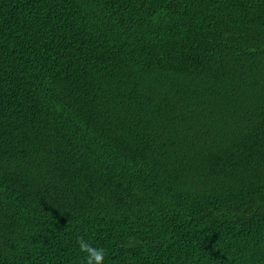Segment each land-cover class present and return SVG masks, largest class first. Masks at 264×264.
<instances>
[{
  "label": "trees",
  "instance_id": "1",
  "mask_svg": "<svg viewBox=\"0 0 264 264\" xmlns=\"http://www.w3.org/2000/svg\"><path fill=\"white\" fill-rule=\"evenodd\" d=\"M264 264V0H0V264Z\"/></svg>",
  "mask_w": 264,
  "mask_h": 264
},
{
  "label": "clouds",
  "instance_id": "2",
  "mask_svg": "<svg viewBox=\"0 0 264 264\" xmlns=\"http://www.w3.org/2000/svg\"><path fill=\"white\" fill-rule=\"evenodd\" d=\"M76 244L82 253H85V264H104L105 250L102 247H96L85 237L78 236Z\"/></svg>",
  "mask_w": 264,
  "mask_h": 264
}]
</instances>
